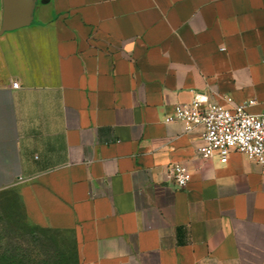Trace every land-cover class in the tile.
I'll return each mask as SVG.
<instances>
[{"label": "crops", "instance_id": "0c3cea01", "mask_svg": "<svg viewBox=\"0 0 264 264\" xmlns=\"http://www.w3.org/2000/svg\"><path fill=\"white\" fill-rule=\"evenodd\" d=\"M20 2L1 31L0 0V191L26 219L78 264H264V165L164 121L195 93L264 112V0Z\"/></svg>", "mask_w": 264, "mask_h": 264}, {"label": "built area", "instance_id": "2783aa9c", "mask_svg": "<svg viewBox=\"0 0 264 264\" xmlns=\"http://www.w3.org/2000/svg\"><path fill=\"white\" fill-rule=\"evenodd\" d=\"M17 86V82L12 83V87ZM254 103V100L249 101V104ZM164 121H180L185 131L200 126L201 139L196 152L202 158L216 156L225 163L235 151L264 165V112L251 113L243 104L226 107L210 102L206 94L195 93L189 103L176 104ZM168 176L182 188L189 182L191 173L176 163L169 168Z\"/></svg>", "mask_w": 264, "mask_h": 264}, {"label": "rangeland", "instance_id": "374dc122", "mask_svg": "<svg viewBox=\"0 0 264 264\" xmlns=\"http://www.w3.org/2000/svg\"><path fill=\"white\" fill-rule=\"evenodd\" d=\"M12 238L23 247L24 264H78L73 237L67 232L32 225L12 190L0 191V247ZM6 257L1 264H9Z\"/></svg>", "mask_w": 264, "mask_h": 264}, {"label": "water", "instance_id": "95a60500", "mask_svg": "<svg viewBox=\"0 0 264 264\" xmlns=\"http://www.w3.org/2000/svg\"><path fill=\"white\" fill-rule=\"evenodd\" d=\"M28 8L23 12L20 0H3V20L1 31L12 29L27 22L26 14Z\"/></svg>", "mask_w": 264, "mask_h": 264}, {"label": "trees", "instance_id": "16d2710c", "mask_svg": "<svg viewBox=\"0 0 264 264\" xmlns=\"http://www.w3.org/2000/svg\"><path fill=\"white\" fill-rule=\"evenodd\" d=\"M13 196L20 202L18 195L14 191H13ZM21 207L23 209L22 204H21ZM24 217H25V214H24ZM12 241L13 240L11 238L7 242V245H5L3 248L0 247V264L2 263V259H4V257H6L7 259H10L9 264H24L23 260L25 259V256H23V252H24L23 247L18 246L15 243H12Z\"/></svg>", "mask_w": 264, "mask_h": 264}]
</instances>
